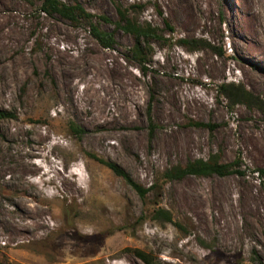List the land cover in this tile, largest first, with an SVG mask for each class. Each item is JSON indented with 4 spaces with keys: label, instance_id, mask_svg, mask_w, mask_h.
I'll list each match as a JSON object with an SVG mask.
<instances>
[{
    "label": "rangeland",
    "instance_id": "374dc122",
    "mask_svg": "<svg viewBox=\"0 0 264 264\" xmlns=\"http://www.w3.org/2000/svg\"><path fill=\"white\" fill-rule=\"evenodd\" d=\"M59 1L79 2L115 43L39 0H0V112L12 114L0 120V264H145L127 248L153 264H264V0H200L191 18L184 0ZM118 7L157 29L146 64ZM212 155L243 173L162 179Z\"/></svg>",
    "mask_w": 264,
    "mask_h": 264
},
{
    "label": "trees",
    "instance_id": "16d2710c",
    "mask_svg": "<svg viewBox=\"0 0 264 264\" xmlns=\"http://www.w3.org/2000/svg\"><path fill=\"white\" fill-rule=\"evenodd\" d=\"M39 1H41L40 11L45 15L50 16L53 14H58L59 16L69 20L73 25H79L81 21L86 22L89 27V33L102 47L113 48L115 40L112 33L102 30L99 24L94 21L95 16L87 12L79 2L74 1L73 3H65L59 0ZM117 12L119 14V20L116 23V26L119 27L123 32L130 34L134 38V44L129 49V53L133 56V59L138 62V64H146V56L148 55V53L145 50L146 46L141 47V44L145 43V45H147L149 44V40L160 37L157 33V29L147 24H138L130 17L128 10H124L121 7L117 8ZM99 19H101L102 21H109V19L105 16H99ZM180 43L182 46H186L190 49H194L197 47H206L213 49L212 46L200 39H183L180 41ZM229 87H231V85L228 84L220 86L222 90H226ZM11 116L12 114L6 111L0 112V120L9 118ZM199 124L201 125L202 123H194V125ZM71 131L74 134H80L83 130L78 126L71 124ZM98 161L109 168L115 175L121 177L126 182V184H128L140 197H144L145 194L149 191V188H146L134 181L130 177V175L115 162L105 161L102 159H98ZM257 171L264 174V169L262 168H259ZM232 173H243L242 170H240L238 159L232 161L231 163H222L218 161L216 156L212 155L207 160L196 159L193 161H189L182 166L176 165L174 167L166 169L161 176L164 181H171L182 179L183 177L188 175L225 176ZM153 215L156 219H162L166 222L172 221L170 212L165 209L158 208L153 212ZM126 251L136 255L145 264H153L152 257L139 249L127 248Z\"/></svg>",
    "mask_w": 264,
    "mask_h": 264
},
{
    "label": "bare ground",
    "instance_id": "6f19581e",
    "mask_svg": "<svg viewBox=\"0 0 264 264\" xmlns=\"http://www.w3.org/2000/svg\"><path fill=\"white\" fill-rule=\"evenodd\" d=\"M199 3H200V0H184L181 4L182 5L181 6L182 15H185V17H187V18H191L193 16V14L195 13V10L197 9ZM60 57H63V56H60ZM88 70H90V69H88ZM95 70L97 73L101 72L98 67H95ZM85 72H86V70H82L81 72H77L76 75H72V76H77L81 79V78H84ZM171 143H173V140L170 142V144ZM185 143H186V140H180V142H176L173 145L177 146V147L178 146L179 147H185ZM38 225L40 227H46L47 222L45 220H41L40 222H38Z\"/></svg>",
    "mask_w": 264,
    "mask_h": 264
}]
</instances>
